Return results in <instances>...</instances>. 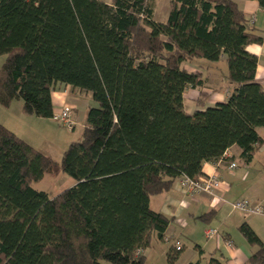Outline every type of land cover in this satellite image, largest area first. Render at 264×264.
<instances>
[{
    "label": "trees",
    "instance_id": "1",
    "mask_svg": "<svg viewBox=\"0 0 264 264\" xmlns=\"http://www.w3.org/2000/svg\"><path fill=\"white\" fill-rule=\"evenodd\" d=\"M153 1L0 0V104L22 98L26 114L51 118L57 83L98 104L61 160L0 123V264H144L173 221L151 196L197 180L233 145L246 162L264 145V85L248 49L263 30L235 0H169L162 21ZM224 56L229 97L206 106L202 73L185 62ZM188 87L201 90L192 112ZM61 172L75 184L56 196L33 186ZM240 230L257 247L245 264H264L263 240L247 222ZM180 251L168 247L171 263Z\"/></svg>",
    "mask_w": 264,
    "mask_h": 264
},
{
    "label": "crops",
    "instance_id": "2",
    "mask_svg": "<svg viewBox=\"0 0 264 264\" xmlns=\"http://www.w3.org/2000/svg\"><path fill=\"white\" fill-rule=\"evenodd\" d=\"M235 1L243 10L246 19L263 30L264 34V10L260 7L258 1ZM248 49L258 57L256 80L264 85V39L261 44H250ZM222 59L224 60L225 56ZM218 62H205L203 59L185 62V67L189 71L202 73L205 81L202 91L208 94L206 106L224 102L230 94L225 77L227 72L218 67ZM200 91L192 87H188L185 90V109L187 110V97L195 103V108L187 111L192 112L198 108L196 101ZM89 98L87 92L62 83H57L52 92L55 111L60 110L66 104H70L73 107V116L76 122L73 129L76 128L80 121H84L82 126L83 128L85 127L88 108L93 105ZM14 102L15 100L9 106L4 107L6 109H3L6 121L9 123L7 125H10L9 128L11 130L30 143L29 138H26L25 134L28 123L30 121L37 124L42 123L36 121L38 119L25 117L26 113L23 111L20 102L17 103V110L14 112L12 110ZM42 142L41 140L40 147H43ZM232 161L237 163L235 168L229 167ZM203 173L204 175H220L226 181V185L217 191V196L223 198V201L218 204L213 203V197L207 193L187 194L181 187V178L174 181L170 190L151 196L150 205L152 209L173 218L165 232V236L170 239L169 242L165 243L166 249L168 250L170 245L176 246L177 241L180 242L182 249L175 261L181 260L183 264L195 261H199L200 264H208L212 255L224 259L226 264H245L257 247L249 244L241 232L240 226L247 222L264 242V213H245L234 209L231 203L235 200L246 198L264 206V145L257 149L250 162H246L243 158L242 149L238 145H233L227 150V156L223 157L218 163H204ZM216 218L219 222L218 225H210L211 227L207 225L203 230V235H205L204 231L207 228L213 227L219 231L218 234L207 237L208 239L202 244L197 242V231L191 227L192 220L211 223ZM181 227H184V231L190 237L188 239H190L192 244L189 247L190 249H187L189 251L185 249V244L179 238L178 230ZM197 245L199 248L196 247ZM150 247L143 250V254Z\"/></svg>",
    "mask_w": 264,
    "mask_h": 264
},
{
    "label": "rangeland",
    "instance_id": "3",
    "mask_svg": "<svg viewBox=\"0 0 264 264\" xmlns=\"http://www.w3.org/2000/svg\"><path fill=\"white\" fill-rule=\"evenodd\" d=\"M110 1V0H104ZM154 7V17L156 20L162 21L165 20L168 16L170 11L169 0H154L153 1ZM6 60V55H0V69L2 68L3 63ZM205 62H209L206 59H203ZM218 67L223 71L227 72V62L226 59H221L218 62ZM89 94V99L93 106H97V102L92 98L91 94ZM21 103V107H23V99H16L14 104L12 105V110L15 112L17 110V103ZM0 104V123L5 125L9 128L7 124H9L4 116L3 109H6ZM186 108L187 110L191 111L195 108V103L191 100L186 99ZM80 109V108H79ZM25 117L28 119H38L36 121H40L42 124L33 123L30 121L26 127V138H29L30 144L33 145L35 148L39 149L43 153L52 156L56 160H61L64 151L68 148L71 142L78 141L81 139L82 131H83V122L80 121L76 128H68L65 126L60 125L59 123L52 120V118H45V117H37L35 115L25 114ZM75 119V118H74ZM5 123V124H4ZM259 132L264 136V128L260 127ZM42 142V146L40 147V143ZM29 142V141H28ZM75 179L65 172H61L57 176L46 174L41 180L34 182L33 186L38 190L46 191L50 197L56 196L64 189L70 188L74 186ZM218 219L216 218L215 221L211 223H207L201 220H192V225L197 231L196 239L197 242L206 241L208 238L203 235L204 228L208 225H218ZM190 227V228H191ZM211 227V226H210ZM215 228V227H213ZM181 230V231H180ZM178 230L179 238L185 244V249H190L192 243H190V238L187 236L186 232L184 231V227ZM183 232V233H182ZM195 237V236H194ZM159 240L157 237H153L151 247L144 253L146 254L145 263L144 264H183L181 260L175 261L171 263L168 259L167 249H166V241ZM182 245V244H181ZM175 246V245H174ZM176 247V246H175ZM189 251V250H187ZM105 264H111L106 262Z\"/></svg>",
    "mask_w": 264,
    "mask_h": 264
},
{
    "label": "built area",
    "instance_id": "4",
    "mask_svg": "<svg viewBox=\"0 0 264 264\" xmlns=\"http://www.w3.org/2000/svg\"><path fill=\"white\" fill-rule=\"evenodd\" d=\"M73 112V107L70 104H66L60 110L55 111L51 118L62 126L74 128L76 122ZM226 156L227 151L224 153L223 157ZM236 166L237 163L235 161H232L229 164L230 168H235ZM180 183L181 187L189 195L207 193L213 197V203L218 204L219 202L223 201V198L217 196V191L226 185V181L220 175H202L197 180H193L188 177H182ZM231 205L234 209L243 211L245 213H264V206L261 203H254L246 198L235 200L231 203ZM218 232L219 231L215 228H207L204 231L205 236L208 238L214 234H218ZM165 241L169 242V237H165ZM176 249H182V245L178 241L176 242Z\"/></svg>",
    "mask_w": 264,
    "mask_h": 264
}]
</instances>
